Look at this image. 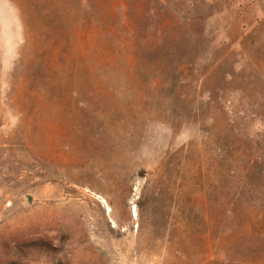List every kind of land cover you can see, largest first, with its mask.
Returning <instances> with one entry per match:
<instances>
[{
  "label": "rangeland",
  "instance_id": "rangeland-1",
  "mask_svg": "<svg viewBox=\"0 0 264 264\" xmlns=\"http://www.w3.org/2000/svg\"><path fill=\"white\" fill-rule=\"evenodd\" d=\"M0 264H264V0H0Z\"/></svg>",
  "mask_w": 264,
  "mask_h": 264
}]
</instances>
